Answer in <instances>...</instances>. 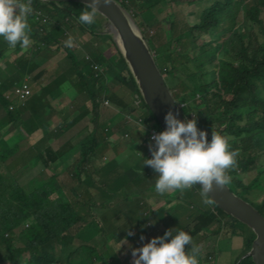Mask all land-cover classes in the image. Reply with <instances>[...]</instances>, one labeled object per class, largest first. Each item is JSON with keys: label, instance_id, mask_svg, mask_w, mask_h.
Listing matches in <instances>:
<instances>
[{"label": "trees", "instance_id": "trees-1", "mask_svg": "<svg viewBox=\"0 0 264 264\" xmlns=\"http://www.w3.org/2000/svg\"><path fill=\"white\" fill-rule=\"evenodd\" d=\"M117 1L130 12L136 22L142 13L163 2L169 5L186 3L200 8L199 12L196 9L198 20L194 24L186 20L179 27L173 19H166L165 26L161 27L166 28L168 37L166 43L158 48L154 46L151 37L146 35L144 26L138 22L137 24L143 29V36L154 53L159 71L182 114L191 119L194 113L197 127L204 129L209 139L212 131L230 138V146L236 150L237 156L234 166L227 170L230 179L226 185L249 202L247 195L251 190H264V0ZM61 4L63 8L53 2L32 0L33 12L28 17L30 42L28 45L18 42L10 61L27 74L35 66L31 57L48 48L51 42L63 40L62 46L70 65L69 71L62 70V81L67 79L60 87L64 92H59L51 84L55 80L48 83L51 85L45 90L49 89L48 93L54 92L55 97L67 95L73 102L72 107L68 111L60 110L63 103L59 101L57 106L42 102L40 107L33 108L35 102L28 101L26 105L18 108L13 103L9 109V103L1 92L3 83L0 82V105L5 110L4 117L0 119L1 136L10 133L16 126L19 127L17 133L20 136L23 134L18 138L13 134L15 140L10 139L12 146L18 152L22 151L18 155L19 159L24 160L16 173L21 172L22 167L24 173L37 168L35 173L29 174V181H15L14 175L0 173V195L5 190H12L13 194H5L0 199V243L8 250L3 254L0 247V263L118 264L115 256L113 262L106 259L111 256L108 253L110 245L105 243L104 251L99 252L94 237L102 232L104 239L110 233L116 240H121L112 221L119 218L128 220L135 216L141 206L140 198L136 194L141 196L142 192L136 190H141L143 180L151 182L149 187L143 189L149 191L148 195L160 197L164 194L155 191L156 173L149 166L145 167L142 174H137L124 183L127 190L121 193L112 190V186L119 183V177L125 171L121 170L122 163L115 158L118 156L115 155L117 149L120 151L121 146L118 142L114 144V155L110 158L101 150L109 143L107 137L110 135L116 134L118 138V132L127 133L131 139V147H139L145 159L151 155L148 153L151 144L148 145L145 130L149 126H154L159 131L161 128L140 98L136 85L111 40L108 42V52L93 55L95 58L91 56L95 62L85 59V53L78 58L79 50L65 46L64 41L68 35L64 32L67 28L75 27L80 32L88 31L91 34L95 30V22L85 25L78 21L80 11L87 7L83 3L70 1ZM241 4H245L242 14ZM240 14L247 23L244 25V32L234 27ZM190 43L194 54L189 53ZM8 45L0 38V58ZM220 45L223 47L216 54ZM21 49L24 51L18 54ZM109 52H115L118 59L106 57ZM52 65L53 63L47 64L41 72H45ZM3 67L4 63L0 60V70ZM114 79L123 83L134 95V99L125 101L118 92L112 90ZM102 96L119 109L120 118L123 119V115L128 114L139 122L142 121L146 137L142 133L136 134L137 130L131 129L124 121L118 125L119 119L101 122L98 108ZM135 96L138 97V102H135ZM40 98H43V94ZM193 108L198 111L193 112ZM27 111L28 116L23 118L22 114ZM85 117L92 123L90 132L77 142L69 139L54 149L52 140ZM5 144L6 141L0 137V160L6 159L3 151L7 148L1 149ZM66 146H69L67 151ZM75 149L82 154L73 166L74 174H66L63 179L58 180L57 174L61 171L59 156L66 151L65 155L69 157L70 150ZM134 150L135 147L129 152L127 169L131 168ZM86 162L92 164L89 172L83 168ZM39 169L47 171V180ZM249 172V175L255 172L254 177L249 181L247 178L246 181L243 180ZM93 186L106 190L91 193L89 189ZM174 192V197H162L163 206H168L166 213L170 215L171 223L178 226L177 229L190 232L192 241L186 249L193 245L199 248L198 244L202 241L204 255L201 256L199 248V264H216L217 250L209 251L205 248L210 237L220 240L230 236H242L245 251L247 250L254 233L251 231L252 234L244 235L242 226L245 225L224 213L209 197L211 203H204L199 186L175 189ZM254 207L264 216V198ZM150 214L151 218L156 216L159 219L165 215L162 208L148 211L145 213V221H149ZM183 215L189 217L184 225L180 223ZM162 224L169 228L168 224ZM19 226L21 228L16 231L15 228ZM16 237L24 239L19 248L12 247ZM240 264L253 262L247 256Z\"/></svg>", "mask_w": 264, "mask_h": 264}, {"label": "rangeland", "instance_id": "rangeland-1", "mask_svg": "<svg viewBox=\"0 0 264 264\" xmlns=\"http://www.w3.org/2000/svg\"><path fill=\"white\" fill-rule=\"evenodd\" d=\"M204 5V4H203ZM243 8L245 7V4L241 5ZM196 9L200 10L198 6H193V5H187L186 3H172V4H167L165 2L157 5L156 7L152 8L149 11H146L142 13L140 16L137 17V22L140 23L143 28H145V33L147 36H150L152 39V42L156 48L159 46H162L164 43H166L167 37H168V32L165 30L166 28H163L161 26H165V21L166 19H173L179 27L182 26L183 22L186 20L190 24H194L198 20V16L196 13ZM192 11V13H190ZM242 14V11H241ZM239 15L238 17V22L234 26L235 28H238L241 32H244V25L247 24L244 22L243 15ZM44 16V15H43ZM96 21H95V30L94 34L87 32H80L78 31L75 27L73 29L67 28V30L64 32L66 35H71L74 39V43L72 48H75L79 50L78 53V58L81 57L80 54L85 53V59L89 60L91 59L93 62L94 59L91 57L93 55H96L101 52H108L109 51V41L110 38L107 37L104 33L108 31L107 28V23L101 18V16L97 13L96 15ZM143 22L145 25H143ZM141 28V27H139ZM142 34H143V29ZM63 39V38H62ZM65 40V39H64ZM218 42L221 44V39L218 40ZM63 40H59L58 42H51L50 46L46 48L45 50H42L40 53L37 55L31 57V61L35 63V66L32 68L29 73L25 74L23 73L19 67L10 61L11 58H13V53L16 51H13L16 47L15 46H10L8 45V48L5 50L2 58L0 60L4 63V67L0 70V82L3 83L2 86V93L3 95L12 101L16 107L18 108L19 106L26 105L27 102L29 101L30 103L35 102V104L32 105L33 108H38L43 104L42 102H49L50 99L48 98L49 96L53 95L54 92H49V89L45 90V88H48L51 84H54V87L59 90V92H64L60 89L63 79V72L64 71H69L70 70V65H69V59L66 56L65 49L62 46ZM58 46V49L56 48ZM222 45H220L217 50L216 54L222 49ZM189 48L191 50L189 53L192 52L194 49H192L191 43L189 44ZM24 50H19L18 54H20ZM111 57V59L114 57L115 60L118 59L117 54L115 52H109V55L106 57ZM95 58V56H93ZM53 63V65L47 69L45 72H41L42 69H44L47 64ZM104 64L106 62L104 61ZM61 65V66H60ZM85 65V64H81ZM62 67V69H61ZM217 66L215 67V70H217ZM64 70V71H62ZM102 70V68H100ZM85 74L87 75L86 71H84ZM108 76V74H106ZM26 77L29 81L31 92L30 96L25 99L23 104H20V102L17 101L12 88L14 83L16 81H19V78ZM55 80L53 83L49 84ZM113 83V89L118 94H120L125 101H131V99H134V95L129 91V89L123 84L118 82L116 79L112 80ZM58 84V85H57ZM48 86V87H47ZM43 94V98H40V95ZM56 96L54 95L52 97ZM51 97V98H52ZM106 98H104L105 100ZM61 100H63V107L60 110H69L72 107V100H70L69 97L67 96H62ZM58 99L51 100L50 105L52 106H57L58 104ZM103 104V101H101ZM90 107V106H89ZM11 109L10 107H8ZM193 112H197V108L192 109ZM99 120L101 122H108L110 120H113L114 118L118 120L117 124L120 125L121 122H125L128 126L132 127L131 129L135 128L136 134H140L141 132L138 130L141 125L142 121L139 122V120H136V118H133L129 116L128 114L123 115V119L120 118V112L117 107H115L110 100H108V105H100L99 104ZM66 112V111H65ZM5 115V110L4 108L1 107L0 105V119H2ZM23 118H26L28 116V111L27 113L22 114ZM58 116H61V114L58 113ZM1 125V121H0ZM143 126H145L143 124ZM18 126L14 127L11 129L10 133L5 134L4 136H1V131H0V137L3 138L6 141V144L3 148L6 150L3 151V157L6 158V161L0 164V173L3 175H14V179L23 180V168L21 172L16 171L20 168L21 164H23L24 160L21 161L19 159V156L22 151H17L14 146H12V141L10 140H15L13 134L15 135L16 138L21 137L18 133ZM92 128V123L89 121L88 117H85L77 122H75L73 125H71L63 134H61L58 137H55L52 142L54 146L57 148L63 143H65L67 140H71V142H77L80 138L85 137L91 130ZM112 129V128H111ZM147 134V129L145 130ZM119 137L117 138L116 134H112L109 137H107L108 144H106L101 151H104V155L106 157H112L114 155V144L118 142L120 144V151H118L115 155H118L115 157L118 162H121L120 164L121 170H125L122 175L119 177V183L116 185H111L112 190H118L121 193L123 190H127L126 184H124L127 180L133 179L137 174H142L145 171V167L147 165H143L144 163V158L142 157V151L139 147L133 146L131 147V139L129 138L128 134H121L120 132L117 133ZM142 136H145L144 133L141 134ZM146 137V136H145ZM148 138V145L150 144L149 141V134H147ZM119 140V141H117ZM9 144V146H8ZM117 144V146H118ZM135 147V156L131 158L132 165L131 168L127 169V164L129 163V152ZM154 147V144H153ZM65 150H69V146L65 147ZM65 151V152H66ZM64 152V151H63ZM65 152L63 153V156H59V166L62 168L61 171L57 174V179H63L66 174H74V171L71 172L72 166L80 159V154L81 152H78L77 149L75 150H70L69 152V157L65 155ZM150 153V151H148ZM147 153V155H148ZM151 154V153H150ZM139 157L140 159H137ZM147 157H150L148 155ZM90 163L86 162L83 164V168L90 171L91 168ZM127 169V170H126ZM37 168H33L30 172L25 173V180L29 178V174L35 173ZM121 170L118 169V172L121 173ZM39 171H42L44 173V176H47V172L44 171V169H39ZM255 171V170H254ZM251 172V171H250ZM248 173V175L243 178V180L246 181V178L248 181L254 177V173ZM99 176L97 175V178ZM47 180V177L44 178ZM96 181L97 179H93ZM151 182H147L146 180H143V184L140 186L141 190H136V191H142L140 194L141 196H138L139 194H136V197L140 198L139 204L140 209L137 211L135 216L131 219H123L119 218L115 221H112V223L115 225L114 229L120 236L121 240H116V237H114L112 234H107L105 236V239L102 236V232H100L97 236L94 237V240L97 244L98 251H104V244L108 243L110 245V248L108 249V253L111 254V256L106 257L107 260L113 262V257L115 256L117 259L118 264H132L133 262V257L131 254V249L133 247H139L141 244L145 243L149 238L157 235H162L163 232L167 229L166 226H164L162 223L168 224V227H173L175 226L176 229L178 226L176 224L173 225L170 221V215L166 213L168 210V206H163V199L162 197L166 195H171V197H174V190H170L169 192L164 193V195L160 197H154L150 194L149 191H143L144 188L149 187ZM264 184V181H263ZM190 188V187H189ZM64 190V189H63ZM89 190H91V193L95 192H100L96 190H106L105 188L99 189V186H93ZM133 190V189H132ZM5 194H12V190H5L3 193L0 195V199H2V196ZM129 197V196H128ZM248 200L250 203H253L254 205L258 204L261 202V200L264 198V190H258L254 189L249 192L247 195ZM130 198V197H129ZM160 198V199H159ZM159 199V200H158ZM174 199L172 201L174 202ZM253 205V206H254ZM163 209L164 214L160 219L157 218L156 216H152L151 214L149 215V221H145V213H148V211H158L160 209ZM188 209L190 207L188 206ZM189 217L186 215H183L180 218V223L181 224H186L188 221ZM145 221V222H144ZM155 222V224L153 223ZM144 222V223H143ZM242 231H244V235H249L252 234L251 230L249 228L242 226ZM21 226L16 227L15 230L17 231ZM128 232H131L132 235H128ZM15 235H17V232H14ZM143 235L144 239L141 240L140 237ZM214 237H210L207 239V242L205 243V248L209 251L213 250L215 252V260L216 264H235V259L240 256L241 253L245 251V243H244V238L242 236H230L226 238H221L219 239H214ZM76 241V240H75ZM195 241V240H194ZM24 239L21 237H16L14 241L12 242V247L13 248H19L23 245ZM76 244V243H75ZM251 244V243H250ZM249 244V246H250ZM200 251H201V256L204 255V251L202 250V241L198 244ZM0 247L2 249V253L6 254L8 250L5 247V245L0 243ZM25 253H28V251L25 250ZM244 254V253H243ZM25 255V254H24ZM17 256V254H16ZM19 259V256H18ZM85 259V256H84ZM20 260V259H19ZM0 264H9L6 261L1 262Z\"/></svg>", "mask_w": 264, "mask_h": 264}, {"label": "clouds", "instance_id": "clouds-1", "mask_svg": "<svg viewBox=\"0 0 264 264\" xmlns=\"http://www.w3.org/2000/svg\"><path fill=\"white\" fill-rule=\"evenodd\" d=\"M109 3L111 0H87V7L80 11L78 21L81 24L92 25L99 5ZM241 5L240 9L243 12L244 8ZM32 12V0H0V38L10 46H15L18 42L21 45H28L30 42L28 17ZM73 43L71 35L64 41L65 46L69 48ZM25 78L16 81L14 85L22 83ZM26 82L31 92L28 79ZM29 96L30 94L26 98ZM103 100L102 96L99 100L100 105H108L102 104ZM105 100L108 102V99ZM7 101L9 107L14 105L9 99ZM17 101L23 104L25 100ZM47 103L50 104V101ZM164 121L165 127L153 134L154 147L149 146L151 155L145 157L143 163L156 173L155 191L164 194L170 190H182L199 185L204 203H211L208 199L209 193L214 186L220 187L229 182L227 170L235 164L237 152L231 148L230 138L212 131L209 139L205 130L197 127L194 113L191 119L181 120L169 110L165 113ZM138 130L143 133V124ZM60 156H63V153ZM5 161L6 159L0 160V164ZM21 176L24 178L21 181H29V178L25 180L24 170ZM128 235L132 233L128 232ZM140 239H144L143 235ZM191 241L190 232L176 229L175 226L169 227L162 235L153 236L139 247H133L132 264H199V248L193 245L186 249Z\"/></svg>", "mask_w": 264, "mask_h": 264}, {"label": "water", "instance_id": "water-1", "mask_svg": "<svg viewBox=\"0 0 264 264\" xmlns=\"http://www.w3.org/2000/svg\"><path fill=\"white\" fill-rule=\"evenodd\" d=\"M43 1L53 2L60 8H63L61 2L71 1L84 5L87 2V0ZM97 13L107 23L108 31L104 34L110 38L120 54L140 98L152 112L161 130L165 127L164 116L169 110L178 119H187L179 105L175 103L155 62L154 53L149 49L141 28L130 12L119 1L111 0L108 5H99ZM208 197L224 213L240 221L254 233L250 246L237 258L235 264H240L247 256L251 257L253 264H264V216L250 202L231 191L226 184L214 186Z\"/></svg>", "mask_w": 264, "mask_h": 264}, {"label": "built area", "instance_id": "built-area-1", "mask_svg": "<svg viewBox=\"0 0 264 264\" xmlns=\"http://www.w3.org/2000/svg\"><path fill=\"white\" fill-rule=\"evenodd\" d=\"M26 80H27V78H25V80H23L22 83L15 84L12 88V91H13L15 97L22 102L30 94V89H29V86H28ZM138 101H139L138 97L135 96V102H138ZM103 103L108 104L107 100H103ZM157 132H159V130L157 128H155L154 126L147 127V134H149V141H150L151 145H153L152 136H153V134H155Z\"/></svg>", "mask_w": 264, "mask_h": 264}, {"label": "crops", "instance_id": "crops-1", "mask_svg": "<svg viewBox=\"0 0 264 264\" xmlns=\"http://www.w3.org/2000/svg\"><path fill=\"white\" fill-rule=\"evenodd\" d=\"M62 96H67V95H65V94H62V95H60V96H57V97H55V96H54V97H55L54 99L50 98V97H52V95H51V96H49L48 98L50 99V101H51V100L58 99V102H59V101H61V102L63 103V100H61V97H62ZM58 97H60V98H58ZM67 97H68V96H67ZM57 104H58V103H57ZM52 144H53V142H52ZM53 146H54V144H53ZM57 148H58V147H57ZM54 149H56V147H55V146H54ZM44 171H46V170L44 169ZM46 172H47V171H46ZM46 177H47V176H46Z\"/></svg>", "mask_w": 264, "mask_h": 264}]
</instances>
